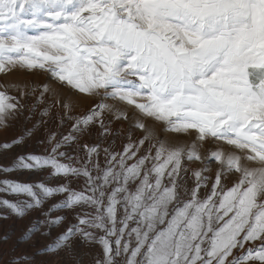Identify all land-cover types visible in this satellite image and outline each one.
Returning a JSON list of instances; mask_svg holds the SVG:
<instances>
[{"label": "snow or ice", "instance_id": "obj_1", "mask_svg": "<svg viewBox=\"0 0 264 264\" xmlns=\"http://www.w3.org/2000/svg\"><path fill=\"white\" fill-rule=\"evenodd\" d=\"M17 68L51 83L0 90V127L39 116L0 144L28 174L0 179V220L27 225L0 264H264V0H0Z\"/></svg>", "mask_w": 264, "mask_h": 264}, {"label": "rangeland", "instance_id": "obj_2", "mask_svg": "<svg viewBox=\"0 0 264 264\" xmlns=\"http://www.w3.org/2000/svg\"><path fill=\"white\" fill-rule=\"evenodd\" d=\"M45 83H51L49 80V77L47 74L34 71H24L20 69H13L7 73H0V90H3L5 87L7 88V91L10 95L13 96H19V92L16 90V88L11 87L12 85H15L21 89L24 90H30L33 86L37 88V93L39 92V88L41 85ZM35 98L33 97L32 100ZM97 101L99 98H95ZM108 103H116L114 101H108ZM91 106V100L89 99H82L81 102L76 106V111L78 112H84L87 110L88 107ZM121 107H126V110L129 113V116H131L134 112V109L131 106H124L120 105ZM62 110V109H61ZM36 119H39V116H35L31 122H29L27 125H24L23 122H15L12 127L10 128H2L0 127V144H3L6 141L13 140L16 136L20 135L22 132V129L24 127H31L33 123H35ZM146 123H151L146 122ZM131 121H115L112 125L113 129L121 128L125 131H127L128 127L130 126ZM49 131H57V124L53 121H49V124L47 125ZM42 131V130H41ZM60 132L66 133L68 131V127L60 128ZM98 130H93L94 136L93 138L85 137V142L87 143H96L98 140L95 138V133ZM156 134L158 136H162L164 138H167L169 140L174 139H184L188 140V142H191V137H185L183 134H177V133H171V132H163V129L160 127H156ZM39 135V133H38ZM137 135H140L139 132H137ZM111 139V138H110ZM107 146V143L105 144ZM118 148H122V144L118 141ZM68 151H71V149H68ZM203 151V149H201ZM22 150L20 148H14L8 152L0 151V165H10L13 161V159L21 154ZM201 165L198 162H194L192 167H200ZM215 167V165H213ZM28 176L27 173L25 174H4L0 173V179H25ZM2 196V194H0ZM9 200H14L16 197L7 196L3 197ZM7 209H4L0 207V212H6ZM26 222L17 221L14 217L9 220H0V232L7 229L8 227H11L13 231H16L17 235L19 234V231L25 228ZM57 233H54V235ZM3 245H0V248H2ZM100 252L99 246H89V247H81L78 248L76 251V257L75 260L70 262V264H95V257L97 253Z\"/></svg>", "mask_w": 264, "mask_h": 264}]
</instances>
